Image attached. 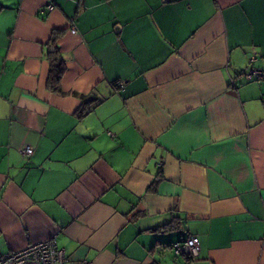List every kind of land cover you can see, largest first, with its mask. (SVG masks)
Wrapping results in <instances>:
<instances>
[{"label": "crops", "instance_id": "1", "mask_svg": "<svg viewBox=\"0 0 264 264\" xmlns=\"http://www.w3.org/2000/svg\"><path fill=\"white\" fill-rule=\"evenodd\" d=\"M54 30L64 94L46 87ZM251 66L264 0H0V249L53 238L64 264H264ZM73 92L96 101L79 113ZM190 235L198 255H176Z\"/></svg>", "mask_w": 264, "mask_h": 264}, {"label": "built area", "instance_id": "2", "mask_svg": "<svg viewBox=\"0 0 264 264\" xmlns=\"http://www.w3.org/2000/svg\"><path fill=\"white\" fill-rule=\"evenodd\" d=\"M54 8V3L49 1L46 9L51 11ZM70 31L75 33L76 28L72 26ZM242 76L246 81H264V68L251 66L242 73ZM21 153L29 156L32 153V148L26 145L21 149ZM171 247L176 255L195 257L199 253V243L194 235L174 242ZM67 260L64 250L58 247L53 238L31 242L17 250L2 251L0 249V264H64Z\"/></svg>", "mask_w": 264, "mask_h": 264}, {"label": "trees", "instance_id": "3", "mask_svg": "<svg viewBox=\"0 0 264 264\" xmlns=\"http://www.w3.org/2000/svg\"><path fill=\"white\" fill-rule=\"evenodd\" d=\"M60 33L61 31L58 30L52 31L51 36L47 42L46 59L48 61L49 67L46 78V87L51 92L64 94V92L61 89V78L65 72L66 65H65V60L61 52L59 51L58 45L56 43ZM73 94L78 95L82 100L81 106L79 108V113H84L87 110L89 104L96 101V98L92 94L83 95V94H78L76 92H73ZM157 181L158 179H155L152 182V184L149 186V190L154 188Z\"/></svg>", "mask_w": 264, "mask_h": 264}]
</instances>
